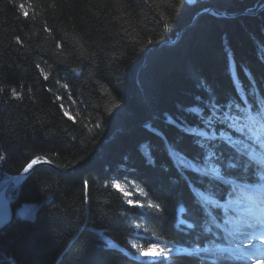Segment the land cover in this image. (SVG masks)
Returning <instances> with one entry per match:
<instances>
[{
	"label": "trees",
	"instance_id": "trees-1",
	"mask_svg": "<svg viewBox=\"0 0 264 264\" xmlns=\"http://www.w3.org/2000/svg\"><path fill=\"white\" fill-rule=\"evenodd\" d=\"M119 2L131 3L124 17L117 0H0V182L35 156L59 168L38 166L4 190L11 217L0 225V264H150L131 244L160 240L188 249L166 264H213L193 249L221 238L207 210L194 214L173 140L190 146L181 131L199 122L190 109L240 103L253 89L264 99V8L195 16L208 6L255 11L264 0ZM20 3L33 4L28 18ZM65 33L80 36L88 56ZM147 199L165 205L163 219L134 207ZM180 206L192 228L177 223Z\"/></svg>",
	"mask_w": 264,
	"mask_h": 264
},
{
	"label": "snow or ice",
	"instance_id": "snow-or-ice-1",
	"mask_svg": "<svg viewBox=\"0 0 264 264\" xmlns=\"http://www.w3.org/2000/svg\"><path fill=\"white\" fill-rule=\"evenodd\" d=\"M161 2L167 3L168 0ZM145 3L151 6L156 0H145ZM51 6L56 7L55 2ZM115 6L121 9V17H124V8L131 7V3L124 5L117 0ZM17 7L23 17L28 18L33 4L20 3ZM164 27L168 25L164 24ZM45 30L49 33L53 31L50 27ZM62 39H71L79 45V55L88 56L80 36L65 33ZM15 40L21 42L20 36H16ZM56 49L58 55L64 54L61 41L56 42ZM95 55L91 54L93 57ZM40 71L47 79L49 73L44 72L43 68ZM63 87L67 89L69 85L65 83ZM11 91L13 97L20 98V93L15 89ZM190 111L198 114L199 122L196 127L185 125L181 129L190 146L178 139L173 140L171 156L175 160L172 164L178 178L183 180L189 190L194 214L201 215L207 210L209 219L206 224L213 225L218 230L214 234L226 242V246L213 244L208 248L196 247L193 252L212 257L213 264H264V99L257 102L253 89L240 103L232 101L225 106H218L213 102L204 108H193ZM207 112L211 114L206 115ZM64 115L77 122V117L71 112L65 110ZM5 160L6 153H0V169ZM39 163L51 161H41L39 156H35L23 171L28 172ZM20 180L19 176L6 177L0 182V187L13 191ZM9 181L12 183L9 184ZM84 184L87 186L88 181ZM113 186L120 190L118 183ZM141 194L145 198L149 195L144 189H141ZM127 203L133 204V201L128 200ZM134 207L151 209L156 219H163L165 212V205L155 203L152 199H147L146 203L137 200ZM31 212V209L25 208L21 215L27 216ZM180 223L183 224V221ZM192 227L188 225V228ZM206 231L211 232L212 228L206 227ZM166 244V241L160 240L147 248L136 243H132L131 247L150 264H166L172 260L174 251H188L187 248L174 249Z\"/></svg>",
	"mask_w": 264,
	"mask_h": 264
},
{
	"label": "water",
	"instance_id": "water-1",
	"mask_svg": "<svg viewBox=\"0 0 264 264\" xmlns=\"http://www.w3.org/2000/svg\"><path fill=\"white\" fill-rule=\"evenodd\" d=\"M264 8V2L262 3V5H260L257 10L255 11H251V10H236L234 12H229L225 9H219V8H215L213 6H208L206 8H203L202 10H200L195 18H198L201 14L205 13V12H211L213 14H216V15H223V16H235V15H239V14H242V13H250V14H255L257 13L258 11L262 10ZM181 33L177 35V39L180 37ZM175 39V41L177 40ZM174 40L173 41H168V43H174L175 42ZM149 101V99H148ZM45 159H41V161H44ZM49 160V159H47ZM51 161V160H50ZM41 165H48V166H51L53 168H56V169H59L58 166L53 162L51 161V163H39V164H36L33 166L32 169H30L28 172H24L23 169H21L19 172L17 173H14L8 177H12V176H19L21 178H24V177H27L35 168H37L38 166H41ZM12 182L9 181V184H11ZM5 189H3L2 187H0V196L2 194V192L4 191Z\"/></svg>",
	"mask_w": 264,
	"mask_h": 264
},
{
	"label": "rangeland",
	"instance_id": "rangeland-1",
	"mask_svg": "<svg viewBox=\"0 0 264 264\" xmlns=\"http://www.w3.org/2000/svg\"><path fill=\"white\" fill-rule=\"evenodd\" d=\"M9 202H10L9 197H7L3 191V193L0 196V225L11 217V207H10ZM25 208H29V207L24 206L21 209V212H23ZM179 210L181 211V209ZM223 246H226V245H223Z\"/></svg>",
	"mask_w": 264,
	"mask_h": 264
},
{
	"label": "bare ground",
	"instance_id": "bare-ground-1",
	"mask_svg": "<svg viewBox=\"0 0 264 264\" xmlns=\"http://www.w3.org/2000/svg\"><path fill=\"white\" fill-rule=\"evenodd\" d=\"M262 5V4H261ZM41 159H47V158H41ZM2 182V181H1Z\"/></svg>",
	"mask_w": 264,
	"mask_h": 264
}]
</instances>
